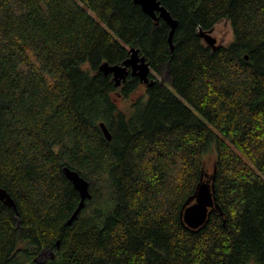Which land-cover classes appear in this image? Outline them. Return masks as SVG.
Masks as SVG:
<instances>
[{
  "label": "trees",
  "instance_id": "obj_1",
  "mask_svg": "<svg viewBox=\"0 0 264 264\" xmlns=\"http://www.w3.org/2000/svg\"><path fill=\"white\" fill-rule=\"evenodd\" d=\"M159 1L172 49L133 0H0V189L15 204L0 201V264L45 249L43 264H264V0ZM223 20L233 39L212 50L200 33ZM131 49L170 86L114 87L100 67ZM64 167L92 196L70 226ZM201 176L220 211L193 231L180 212Z\"/></svg>",
  "mask_w": 264,
  "mask_h": 264
},
{
  "label": "water",
  "instance_id": "obj_2",
  "mask_svg": "<svg viewBox=\"0 0 264 264\" xmlns=\"http://www.w3.org/2000/svg\"><path fill=\"white\" fill-rule=\"evenodd\" d=\"M136 6L138 5L142 12L149 16L152 20L157 21L159 18L163 19L164 22L169 26L170 33L168 37V43L172 49V37L176 29L177 23L171 18L166 9L161 6L159 0H133ZM212 30L208 32H201L200 37L202 38L204 44L215 50L219 48L216 44V40L211 36ZM103 74L112 76L114 81V87H120L121 83L130 75L131 77H137L141 84L150 87L154 84V80L150 78L151 69L144 57H140L137 54V51L134 49L130 50V56L120 65L110 66L108 64H103L100 67ZM105 124L100 123V129L104 135V139L111 141V135ZM64 177L72 185L73 189L79 195V203L77 208L72 213L69 220L66 222V225L70 226L78 217L82 209L84 208L87 201H89L92 196L89 190V182L85 180L78 172L64 167L62 169ZM214 178L203 180V176L200 178V182L195 188L194 194L186 200L182 206L180 212V219L182 225L190 228L191 230H198L203 228L211 214L214 211H220L219 205L216 202L215 190H214ZM0 201L6 206L12 207L15 210V204L12 198L6 193V191L0 189ZM50 253V258L53 259L54 254L51 249L46 250ZM42 254L35 259L40 258ZM44 262V261H43ZM39 262V264H43Z\"/></svg>",
  "mask_w": 264,
  "mask_h": 264
},
{
  "label": "rangeland",
  "instance_id": "obj_3",
  "mask_svg": "<svg viewBox=\"0 0 264 264\" xmlns=\"http://www.w3.org/2000/svg\"><path fill=\"white\" fill-rule=\"evenodd\" d=\"M231 26H230V23L227 21V20H223L221 22H219L218 24L215 25V27L212 29V32H211V36L216 40V45L218 47H221V46H226L229 44V42L232 41L233 39V32L231 30ZM152 75H153V78L155 80H157L159 83L161 84H164V86L167 85V87L170 86V81H169V77H168V74H167V67H162L160 69V72L159 73H153L152 72ZM118 102V106L119 108H123L126 104L124 103V100H119L117 101ZM208 159H207V165L205 167V170L211 171V168H212V162H213V159H214V153L211 152V153H208ZM47 249L43 250L45 251L39 259H37V262H42L43 260H45L44 258H49L50 255H48V253L46 252ZM41 254V252L38 254V256ZM38 256L36 258H38ZM46 258V259H47ZM23 257L22 256H19V259L18 260H22ZM47 261V260H46Z\"/></svg>",
  "mask_w": 264,
  "mask_h": 264
},
{
  "label": "flooded vegetation",
  "instance_id": "obj_4",
  "mask_svg": "<svg viewBox=\"0 0 264 264\" xmlns=\"http://www.w3.org/2000/svg\"><path fill=\"white\" fill-rule=\"evenodd\" d=\"M44 252H45V251H42L41 254H43ZM46 252H47V251H46ZM47 253H48V252H47ZM48 255H50V253H48ZM46 258H47V257H46ZM46 258H44V259H45V260H43L44 262H46V260H47ZM43 261H42V262H43Z\"/></svg>",
  "mask_w": 264,
  "mask_h": 264
}]
</instances>
